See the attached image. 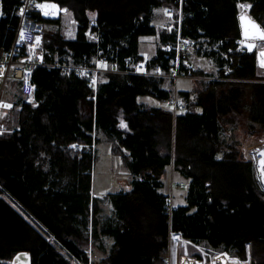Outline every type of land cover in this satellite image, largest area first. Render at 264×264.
Returning <instances> with one entry per match:
<instances>
[{
	"label": "trees",
	"instance_id": "16d2710c",
	"mask_svg": "<svg viewBox=\"0 0 264 264\" xmlns=\"http://www.w3.org/2000/svg\"><path fill=\"white\" fill-rule=\"evenodd\" d=\"M56 1L68 5L76 36L62 33L60 18L40 16L47 63L91 61L97 46L120 67L128 57L141 60L140 36L157 33L155 9L181 5L182 35L217 68L212 74L181 65L199 78L191 90H179L183 108L174 114L173 91L163 78L104 73L93 100L84 76L37 66L33 102L20 95L3 118L12 130L0 134V258L28 251L30 264L87 263L89 244L108 236L111 247L92 264H164L172 230L241 259L250 247V263L264 264V189L239 136L264 139V71L255 52L240 44L238 24L239 3H245L264 28V0ZM19 2L0 0V46L13 38L9 25L17 22ZM89 28L98 42L87 37ZM160 38L148 64L167 69L166 44L175 33L163 30ZM146 96L160 105L141 100ZM97 132L113 139L132 175L129 188L108 194L106 219L92 194ZM72 142L82 146L73 149ZM172 174L186 182L185 201L175 203L173 195L169 214Z\"/></svg>",
	"mask_w": 264,
	"mask_h": 264
},
{
	"label": "built area",
	"instance_id": "2783aa9c",
	"mask_svg": "<svg viewBox=\"0 0 264 264\" xmlns=\"http://www.w3.org/2000/svg\"><path fill=\"white\" fill-rule=\"evenodd\" d=\"M15 13L18 17L17 22L16 24L9 25L14 30L13 38L8 46H0V134L6 131L3 120L5 114L11 113L15 107V98L12 94L13 89L11 83L15 81L19 82L20 89H22L27 97L26 100L32 101L34 99L32 76L37 66L53 65L67 74L72 73L84 76L93 89V95L90 96L93 100L95 99L100 77L104 73H134L171 79L175 85L181 78L197 77L181 67L184 64L181 56L182 52L192 50L196 46V42L192 37L182 35L181 33V5L177 9L168 8L167 10L168 15L174 22L172 27L175 30V38L172 44L166 47V53L164 54L169 59V67L167 69L163 68L160 64L149 65L146 60L133 61L129 57L125 59L124 67H120L117 62L109 60L100 46H97L96 53L91 61H87V57L85 56L86 61L79 63H47L44 59L45 28L39 17L66 18L70 15L68 5L61 4L56 0H20L16 6ZM92 26L98 25L93 21ZM21 33H23V38H21ZM86 34L91 40L98 42L99 35L97 30L89 28ZM239 42L242 45V40ZM262 48H264V41L257 40L255 42L254 52L258 65H263L260 54ZM174 93L169 104L175 114L183 108V105L178 101L176 90ZM69 146L73 149H79L82 145L78 142H72ZM92 146L94 147V143ZM185 186L186 182L184 180L173 181L170 177L167 202V212L169 214L173 209V188H184ZM181 238L183 237L180 233L172 230L169 231L168 249L164 264H186V261L194 264H202L203 260L200 258L183 254L178 255L176 249H172L170 246L171 242L173 241L177 245ZM30 259L31 255L28 251H18L11 257L0 258V264H30ZM78 264H92L91 255L89 254L87 263L79 261Z\"/></svg>",
	"mask_w": 264,
	"mask_h": 264
},
{
	"label": "rangeland",
	"instance_id": "374dc122",
	"mask_svg": "<svg viewBox=\"0 0 264 264\" xmlns=\"http://www.w3.org/2000/svg\"><path fill=\"white\" fill-rule=\"evenodd\" d=\"M243 6V7H242ZM240 12H245L247 13V6L245 4H240ZM174 22L172 23V25ZM71 26L70 22L68 20H63L61 24V31L66 37H70V33H66L67 29ZM64 27L66 31L64 30ZM92 35V34H90ZM89 35V36H90ZM90 38V37H89ZM92 38V36H91ZM155 37H148L147 39H142L140 43V50L145 52L146 51L149 53L148 55L154 54L156 50V41ZM146 50V51H145ZM192 51V50H191ZM189 58L191 62L193 61L197 67L205 69L207 72L214 74L216 71V65L213 60L207 59V58H196L195 56L192 55V52L189 53ZM262 67L261 69L264 71V66L259 65ZM199 76L196 78H181L176 82V85L173 84V81L171 82L169 79L165 80V84H168L169 87H171L173 91L174 96V91L176 90L177 92V97H178V92L181 89L185 90H191L193 87V83L196 79H198ZM13 89V97L17 99L20 95L26 100V95L22 91V89H17V87L12 88ZM33 102V101H32ZM172 109V107H171ZM13 114L10 116V119H12ZM4 124H7V122H4ZM6 131L9 132L12 130V127H7L5 125ZM4 133V132H3ZM2 134V133H1ZM97 138L99 139L95 143V148H96V159H95V164L93 166V173H92V186H93V192L96 193L97 197L100 199V205H101V218L106 219L112 215V204L110 202V199L108 198V194L110 192H116L119 190H125L130 187L131 184V179L132 175L127 167L125 161L121 157L119 153H115L113 150L114 147V141L113 139L109 138L102 132H97L96 133ZM241 140H242V150L243 153L253 159L254 164H255V174L256 177L260 183V186L264 189V179L260 176L259 170L257 169V159L256 155L254 154V149L257 148L258 146L264 144V139H258L255 136L258 135H253V137H250L247 134L241 133L239 134ZM238 136V138H239ZM171 178L173 181L177 179V176H174L172 174ZM184 189H175L172 191L174 195V202L175 203H184ZM95 195V194H94ZM10 202L13 203V201L10 200ZM14 204V203H13ZM47 238L56 244L57 246L60 247L58 243L55 242L52 236H50L45 229L40 227L39 225L36 226ZM104 237H101V242L102 244H106L109 246V242H107ZM177 239V238H176ZM99 241H96V245L98 244ZM103 244V246H104ZM170 246L172 249H176V252L178 255H188V256H194L196 253L200 254V259L203 260L202 264H209L212 262H219L225 258L228 257H234L235 255L233 254H228L225 253L221 250H212L206 247L203 243H195L187 239L181 238L180 241L175 245L173 241L171 242ZM91 250H92V257L99 258L103 251L101 248H98L94 246L93 244L91 245ZM66 253V252H65ZM222 254L228 255V256H222ZM237 257V256H235ZM239 258V257H237ZM241 259V258H239ZM247 262V264L250 263V247H248V257L246 259H242ZM190 262V261H187Z\"/></svg>",
	"mask_w": 264,
	"mask_h": 264
},
{
	"label": "crops",
	"instance_id": "0c3cea01",
	"mask_svg": "<svg viewBox=\"0 0 264 264\" xmlns=\"http://www.w3.org/2000/svg\"><path fill=\"white\" fill-rule=\"evenodd\" d=\"M180 2H181V0H180ZM240 4H245V3H239V13H240ZM245 6H247V4H245ZM170 8H172V7H170ZM167 10H168V8L167 9H162V8H157V9H155V11H154V14H153V24L156 26V29H157V33L155 34V35H141L140 36V39H139V52H140V54L142 55V60H146L147 62L149 61V59L150 58H152L155 54H156V51H157V49L159 48V47H162V40H161V38H160V32L161 31H163V30H167L168 32L169 31H173L174 33H175V30L173 29V25H172V23H173V21H172V19L170 18V16L168 15V13H167ZM247 12H248V10H247ZM238 13V14H239ZM181 14H182V12H181ZM182 16V15H181ZM68 20L69 22H70V24H71V26H69V28L67 29V31H66V29H65V27H64V30L66 31V33H70V37H68V38H75V36H76V25H75V23L72 21V18H71V16L69 15L68 17H66V18H60V20H61V24H62V22H63V20ZM238 24H239V21H238ZM169 26H171V27H169ZM239 28H240V26H239ZM87 32V31H86ZM148 37H155L156 39H155V41H156V50H155V52H154V54H152V55H148L149 53L146 51V53L145 52H143V51H141L140 50V43H141V41H142V39H147ZM89 38V37H88ZM90 39V38H89ZM166 44V43H165ZM164 44V45H165ZM171 44V42H169V43H167L166 44V47L167 46H169ZM192 52V55L193 56H195L196 58H207V57H205V56H203V55H198V54H195V52H194V49H192V51L191 50H186V51H183L182 52V60H183V63L185 64V65H190V66H194V67H197L196 65H195V63L192 61L191 62V60H190V58H189V53H191ZM207 59H210V57L209 58H207ZM211 60H213L212 58H211ZM164 79V78H163ZM166 80V79H165ZM174 84V83H173ZM181 90H185V89H181ZM34 100V99H33ZM32 100V101H33ZM141 100H143V101H146V102H148V103H156L157 105H160V103L159 102H157L155 99H153V98H151V97H148V96H146V97H143V98H141ZM32 101H29V102H32ZM92 189H93V186H92ZM94 190V189H93ZM93 190H92V194L94 195V196H96L97 197V195H96V193L95 192H93ZM102 237H104L103 239H105L107 242H109V246H107V248H106V244H104V246H103V244H102V242H101V238L99 239V240H94V241H92L89 245V247H88V254H90L91 255V258L93 259V257H92V250H91V245L93 244L94 246H96V247H98V248H101L102 250H109V248L111 247V244H112V239L110 238V237H106V236H102ZM96 241H99L98 242V244L96 245L95 244V242ZM67 256H69V254L66 252L65 253Z\"/></svg>",
	"mask_w": 264,
	"mask_h": 264
},
{
	"label": "water",
	"instance_id": "95a60500",
	"mask_svg": "<svg viewBox=\"0 0 264 264\" xmlns=\"http://www.w3.org/2000/svg\"><path fill=\"white\" fill-rule=\"evenodd\" d=\"M241 17H247L248 20L253 22L255 25L259 26L261 31H264L263 26L255 20L248 12H240L238 14V21L240 26V32L242 37V44L247 49V51L252 52L255 49V42L257 40L264 41V39L260 38L259 35L255 32L254 29L251 28L250 25H246L245 21H242ZM247 27L248 34H245V29ZM264 53V48L260 50V54Z\"/></svg>",
	"mask_w": 264,
	"mask_h": 264
},
{
	"label": "bare ground",
	"instance_id": "6f19581e",
	"mask_svg": "<svg viewBox=\"0 0 264 264\" xmlns=\"http://www.w3.org/2000/svg\"><path fill=\"white\" fill-rule=\"evenodd\" d=\"M254 154L256 155V159H257V169L259 170L260 176L264 179V165H262L261 163L262 161H264V144L255 148ZM186 264H194V263L186 261ZM209 264H247V262L237 257H228L219 262H212Z\"/></svg>",
	"mask_w": 264,
	"mask_h": 264
},
{
	"label": "snow or ice",
	"instance_id": "6c2138e0",
	"mask_svg": "<svg viewBox=\"0 0 264 264\" xmlns=\"http://www.w3.org/2000/svg\"><path fill=\"white\" fill-rule=\"evenodd\" d=\"M241 19H242V21H245L246 25H250L251 28L255 30V32L259 35L260 38L264 39V31H261L259 26L255 25L253 22L248 20L247 17H241ZM245 34L246 35L248 34L247 27L245 29ZM21 38H23V33H21ZM261 57H262V64H264V53H261ZM6 106H8V105H6ZM261 163H262V165H264V161H262Z\"/></svg>",
	"mask_w": 264,
	"mask_h": 264
}]
</instances>
